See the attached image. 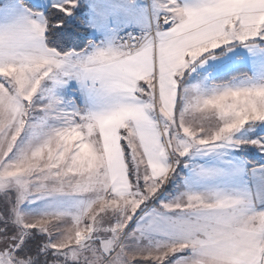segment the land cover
Returning <instances> with one entry per match:
<instances>
[{
  "label": "snow or ice",
  "instance_id": "1",
  "mask_svg": "<svg viewBox=\"0 0 264 264\" xmlns=\"http://www.w3.org/2000/svg\"><path fill=\"white\" fill-rule=\"evenodd\" d=\"M0 264H264V0H0Z\"/></svg>",
  "mask_w": 264,
  "mask_h": 264
}]
</instances>
